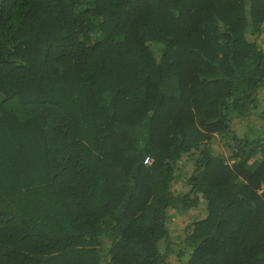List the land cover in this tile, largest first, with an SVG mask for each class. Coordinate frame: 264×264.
Returning <instances> with one entry per match:
<instances>
[{
	"label": "trees",
	"instance_id": "obj_1",
	"mask_svg": "<svg viewBox=\"0 0 264 264\" xmlns=\"http://www.w3.org/2000/svg\"><path fill=\"white\" fill-rule=\"evenodd\" d=\"M259 38L264 0H0V264H264Z\"/></svg>",
	"mask_w": 264,
	"mask_h": 264
},
{
	"label": "rangeland",
	"instance_id": "obj_2",
	"mask_svg": "<svg viewBox=\"0 0 264 264\" xmlns=\"http://www.w3.org/2000/svg\"><path fill=\"white\" fill-rule=\"evenodd\" d=\"M264 42V39H260L259 38V43H263ZM264 47V45H263ZM262 99H263V102H264V95L262 96ZM260 107H262V109H264V104H262ZM250 120H255V117L252 116V118ZM235 126H236V131H237V134L240 135V136H244V134H246L250 127L251 126H256V124L254 122L251 123V121L249 123H235ZM175 183V182H174ZM172 189L173 190H178L180 189V186H178L176 183L173 184L172 186ZM203 209V204L199 207L198 211H196V213H199L201 212ZM193 216H197L199 217V214H193ZM192 218H190V213L189 212H186L185 214L183 213H176L174 210H172L170 212V217L168 219V222H167V226L168 228H170L171 230H178L180 232L183 233V230L184 228L186 227L187 224H189V222L191 221ZM170 260L176 264V255H171L170 256Z\"/></svg>",
	"mask_w": 264,
	"mask_h": 264
},
{
	"label": "built area",
	"instance_id": "obj_3",
	"mask_svg": "<svg viewBox=\"0 0 264 264\" xmlns=\"http://www.w3.org/2000/svg\"><path fill=\"white\" fill-rule=\"evenodd\" d=\"M149 161V158H146L145 160H144V163H147Z\"/></svg>",
	"mask_w": 264,
	"mask_h": 264
},
{
	"label": "clouds",
	"instance_id": "obj_4",
	"mask_svg": "<svg viewBox=\"0 0 264 264\" xmlns=\"http://www.w3.org/2000/svg\"><path fill=\"white\" fill-rule=\"evenodd\" d=\"M148 162H150V160H149ZM148 162H147V163H148Z\"/></svg>",
	"mask_w": 264,
	"mask_h": 264
}]
</instances>
